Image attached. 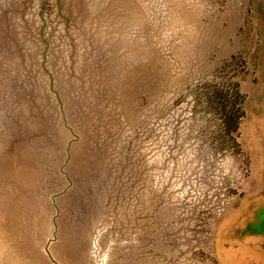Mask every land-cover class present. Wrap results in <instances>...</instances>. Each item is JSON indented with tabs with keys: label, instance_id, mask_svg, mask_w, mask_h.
Instances as JSON below:
<instances>
[{
	"label": "rangeland",
	"instance_id": "obj_1",
	"mask_svg": "<svg viewBox=\"0 0 264 264\" xmlns=\"http://www.w3.org/2000/svg\"><path fill=\"white\" fill-rule=\"evenodd\" d=\"M248 4L0 0V264H255L227 241L264 238ZM235 84L248 172L218 128Z\"/></svg>",
	"mask_w": 264,
	"mask_h": 264
},
{
	"label": "trees",
	"instance_id": "obj_2",
	"mask_svg": "<svg viewBox=\"0 0 264 264\" xmlns=\"http://www.w3.org/2000/svg\"><path fill=\"white\" fill-rule=\"evenodd\" d=\"M249 0L247 13L253 16V2ZM220 107V124L219 132L223 139L230 143L231 149L235 156L241 161L242 167L248 172L251 166V156L244 147V133L252 117L247 110L248 99L240 91V85L231 86L230 93L219 98Z\"/></svg>",
	"mask_w": 264,
	"mask_h": 264
},
{
	"label": "flooded vegetation",
	"instance_id": "obj_3",
	"mask_svg": "<svg viewBox=\"0 0 264 264\" xmlns=\"http://www.w3.org/2000/svg\"><path fill=\"white\" fill-rule=\"evenodd\" d=\"M244 238H246V242L242 243L241 241ZM244 238H235V239H239L237 243H235V241L230 242L229 241L230 238H228L227 241L229 242L230 245L235 246L237 250L241 252H245L246 255L249 256L250 259H252L255 264H264V238L259 235L258 236L247 235ZM237 245H242L244 251H242L241 248H237L238 247Z\"/></svg>",
	"mask_w": 264,
	"mask_h": 264
}]
</instances>
